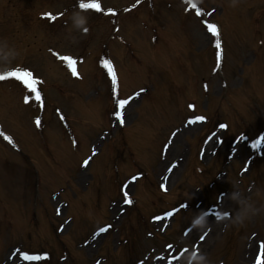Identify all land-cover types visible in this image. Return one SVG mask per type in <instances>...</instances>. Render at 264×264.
Returning <instances> with one entry per match:
<instances>
[{
  "label": "rangeland",
  "instance_id": "1",
  "mask_svg": "<svg viewBox=\"0 0 264 264\" xmlns=\"http://www.w3.org/2000/svg\"><path fill=\"white\" fill-rule=\"evenodd\" d=\"M36 1L0 0V69H7L20 63L16 68L36 70L42 81L46 83V75L49 79L51 76L44 67V63H48L45 49L53 46L63 52L78 54L80 49L76 33L81 28L80 17L83 15L70 21L67 26L68 32L75 33L74 36L71 38L69 33L62 34L61 37L70 38L60 39L61 44L58 45L55 44L56 39L43 38L38 34L32 15L43 9L58 11L74 0H59L57 4L55 0ZM131 1L102 0L104 5L116 8ZM162 1L164 0H159V3ZM202 1V5L207 9L212 8L210 11L215 12L212 19H216L219 9L214 7L215 10L212 7L213 2L206 4V0ZM213 1L220 5L223 0ZM170 2L175 7L176 12L171 13L176 14L174 17L158 12L157 14L162 16L156 17V23L147 21L151 28L155 29L157 43L160 41L158 49H153L147 44L148 33L143 35L138 28L134 29L131 34H126L130 44L139 45L135 50L140 62L134 63L133 59L127 56L124 43L118 42L115 45L110 42L108 44L112 55L109 57L108 64L114 68L116 74L115 94L117 96L126 95L134 88L141 87L142 84H148L146 87L152 93L141 104L137 105V101L134 102L126 112L127 123L132 122L123 127V130H127L123 137L120 136L122 135L120 130H110L111 139L107 138L104 142H99L96 150H101L100 155L95 161L93 160L94 163L89 171H77V165L79 160L89 152V146L95 142L94 139L100 129L107 127V120L104 118L105 110L108 108V100L104 96L105 91L100 90V96L93 94L95 87L103 88L107 93L110 92L104 69L103 78H100L92 66L93 59L87 69L79 68V78L83 83H80L78 90L68 85L69 94L75 93L71 96L70 104H68L69 97L65 94H58L56 98L51 89L47 91L52 103L56 100L58 106L68 109L78 140V147L75 151L69 148V138L61 136L63 126L57 117H45L34 94L24 95L22 88L16 83H14L15 87L10 85L6 89L7 101L3 103L1 99L0 103V128L12 139L13 148L16 151L25 152L34 157L31 163L39 180V189L36 188V191L39 192L40 201L30 196L35 192L34 186L29 184L33 182V176L31 172L25 175L22 173L25 170L24 161L0 145V251L5 248L0 253L1 262L6 261L7 255L11 252L10 247L21 241L24 232V239L30 235L32 240L36 241H22L21 249L23 247L28 251H34V247L43 246L42 249L48 252L44 247L47 246L50 247L52 254H59V249L56 247L57 240L50 234L54 232V228L50 226L54 222H51V219L55 220L52 218L53 206L57 205V202H49V197L52 191H57L62 187L66 191L60 199L68 201L70 207L67 210L62 207V218L71 216L72 223L69 231H67L69 226L65 227L62 233L55 237H63L72 254L68 256L66 264H89L94 261L97 253L106 260L102 264H134L136 260H141L142 264H149L155 255L160 254V251L168 252V249L163 248L166 242L192 247L196 241L202 243L200 255L204 256L203 264H248L252 262L256 248L255 242L264 240V165L257 168L253 164L249 177V174L242 175L241 178L235 177L247 156L244 154L245 147H241L233 158L234 168L232 167V170L235 172H228L226 185H222L223 177L222 180L220 178L216 181L218 183L216 191L205 192V187L201 183L205 185L211 178L212 172L222 170L221 160L215 158L220 162L218 166L213 167V170L212 166L216 160H211L208 174L204 168L203 175H197L193 168L195 164L193 156L200 145L202 135L211 129L215 121L223 119L228 122L229 133L222 135L225 139L244 129L240 125L242 119L249 121L244 124V127L250 132H255L264 125V20L261 31L257 34L254 32L255 34L252 35L251 32L254 31L253 27L251 28L252 18H247V13L251 16L259 13V18L262 17L260 11L264 8V0H227L224 3V13L220 19L223 21L224 34L227 35L224 39L228 43L225 62L222 75L209 79L208 73L212 67L211 47L214 41L210 46V36L205 28L201 29L193 18L181 16L176 0H170ZM157 5L160 6L158 3ZM179 19L185 25L182 33L175 21ZM128 25L131 26L130 21ZM99 29H101L100 25L93 28L90 37L88 36L90 39L86 41L88 50L91 48L93 56L99 50L95 47L98 36L102 33ZM92 34L93 38H91ZM143 36H146L145 41H143ZM258 37L262 42L260 45L257 42ZM116 46L123 50L119 55H117ZM84 49H86V44H84ZM23 51L25 53L18 55ZM40 65L45 76L40 74ZM57 76L59 77L58 74ZM200 78L208 82L207 100L202 97L199 85H195V80ZM222 80L227 81L230 86L228 90L221 88L220 81ZM100 82V85H95ZM77 91L82 98L76 96ZM74 98H77L76 101ZM82 99L88 103L84 104ZM191 100L197 103V113H202L210 119V125L196 126L178 133V138L169 149L168 160L161 164L157 160L159 146L169 129L181 127L185 115L188 114L185 106ZM133 115L134 120H132ZM37 119L40 121L39 125L36 124ZM118 137L120 140L117 143L118 151L116 152L113 150L116 148L114 141H117ZM212 144L210 143L209 147ZM187 145H190L189 156ZM126 147L128 151H132L129 155L133 156L134 153V158H139L137 163L139 161L140 166L136 170L129 168L125 173H132L141 168L149 173L147 179L144 177V180H141L143 182L139 181L135 186L138 202L130 208L126 207V203L120 202L117 194L120 183L128 177V174L122 177L123 173L118 171V177L121 178L116 184V192L109 195L112 184L109 178L112 172L115 175L114 171L111 172L112 161L115 154L121 155V159L126 160L121 154ZM209 155V153L205 155V163L211 159ZM177 158L180 159L179 168L167 180L170 194L164 197L156 195L154 198L152 195L157 192L155 184L158 183L157 180L163 168ZM121 164L122 162H119L120 170H122ZM90 175H93V178ZM240 185H242V192L238 194ZM198 186H202L201 191L204 197L206 193H212V196H215V192L222 188L223 192L227 193L222 199V211L232 209V220L227 224L222 221L219 227L209 232L208 235L204 234L206 228L203 227L198 230L194 229L187 237H180L181 227L183 224L188 225L190 219L202 210L200 206L198 207L201 208L200 210H190L188 216L191 218L189 217L186 221L177 217L167 229L165 238L160 235L157 239H148L145 235L151 234L156 227L149 225L141 215L147 218L154 212L169 208L161 204L162 199L167 200L168 203L171 202V206L177 204L182 200L181 197L186 196L187 188H190L188 197L191 199L189 201L191 205L195 206L203 202L199 191L192 189ZM127 191L129 194L133 193V189L128 188ZM109 199H113L111 202L117 201L116 204L119 202L120 204L112 205L108 202ZM204 199L207 201L206 204L211 203L209 199ZM154 202H157L156 205ZM103 222L113 225L107 237L99 238L92 248L87 246L81 249V252L74 249L80 235L87 237L93 228H97ZM252 234L255 235L248 248L249 257L247 258L245 251ZM205 235L206 237H203ZM6 246H9V249ZM12 254L11 260L17 262V255L13 252ZM147 254L150 255L149 259L146 258ZM186 257L187 255L179 264H188L189 259ZM197 257L193 264H196ZM240 257L244 263L239 261ZM55 259L52 264H59ZM12 261H7L6 264H12Z\"/></svg>",
  "mask_w": 264,
  "mask_h": 264
},
{
  "label": "snow or ice",
  "instance_id": "2",
  "mask_svg": "<svg viewBox=\"0 0 264 264\" xmlns=\"http://www.w3.org/2000/svg\"><path fill=\"white\" fill-rule=\"evenodd\" d=\"M79 7L81 9H86V10H94L96 12H99L101 11V8H100V5L98 3L95 2V0H93V2H89V3H81L79 5ZM198 15L200 14L199 12L197 13ZM209 31L212 33L213 36H216L217 35V31H216V28L214 25H207ZM215 47L217 49H220L221 45H220V42L217 41L216 44H215ZM220 58V53L217 52V59L219 60ZM62 59H68V58H64L62 57ZM69 63H71V60H69ZM111 74V73H110ZM11 77L13 78H16V79H19L21 81V83H23L25 85V87L27 88H30L33 92H35V88L32 87V82H30L26 77H30L31 76V73H24L23 76H21L19 73H16V72H13V73H10L9 74ZM75 75V73H74ZM6 77L4 76H0V80H3L5 79ZM112 84H113V90H115V86H116V77L114 74H112ZM129 101L127 100H119L117 101V104H118V108L119 109H123L124 106L126 104H128ZM116 118L118 120L121 121V123H123V119H122V112L121 111H117L116 113ZM40 121L39 119L36 120V124L39 125ZM191 123V122H190ZM7 139V138H6ZM11 143V141H9ZM85 164H87V161H85ZM129 201L126 200V203H128ZM167 215H172V213H168ZM226 215H228V213H226ZM107 229H101L100 231H106ZM96 235H99V233H97ZM202 239V238H201Z\"/></svg>",
  "mask_w": 264,
  "mask_h": 264
},
{
  "label": "clouds",
  "instance_id": "3",
  "mask_svg": "<svg viewBox=\"0 0 264 264\" xmlns=\"http://www.w3.org/2000/svg\"><path fill=\"white\" fill-rule=\"evenodd\" d=\"M80 21H81V24H80V27H81V30L82 31H85L86 29L84 28V24H85V18L83 16L80 17ZM242 223V221H241ZM195 224L197 227L199 228H203L205 227V224H206V221L204 219H197L195 221ZM203 261H204V256L203 255H199L196 259V264H203Z\"/></svg>",
  "mask_w": 264,
  "mask_h": 264
},
{
  "label": "bare ground",
  "instance_id": "4",
  "mask_svg": "<svg viewBox=\"0 0 264 264\" xmlns=\"http://www.w3.org/2000/svg\"><path fill=\"white\" fill-rule=\"evenodd\" d=\"M131 104H132V103H131ZM129 106H130V104L128 105V107H129ZM128 107H127V108H128ZM125 123H126V122H125ZM175 137H176V136H175ZM175 137H174V139H175ZM263 229H264V224H263ZM239 261L244 263V261L242 260L241 257L239 258ZM153 264H160V263L155 262V263H153Z\"/></svg>",
  "mask_w": 264,
  "mask_h": 264
}]
</instances>
